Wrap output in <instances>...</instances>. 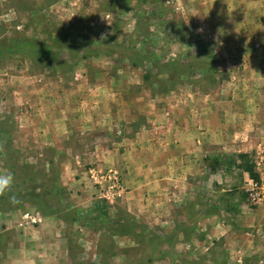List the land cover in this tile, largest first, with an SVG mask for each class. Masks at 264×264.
<instances>
[{"label": "rangeland", "instance_id": "obj_1", "mask_svg": "<svg viewBox=\"0 0 264 264\" xmlns=\"http://www.w3.org/2000/svg\"><path fill=\"white\" fill-rule=\"evenodd\" d=\"M239 5L0 0V264H264V201L242 189L264 126H237L247 151L206 169L191 143L208 144L217 108L264 112V64L243 76L264 30L233 43ZM109 169L123 188L103 197L90 170Z\"/></svg>", "mask_w": 264, "mask_h": 264}, {"label": "crops", "instance_id": "obj_2", "mask_svg": "<svg viewBox=\"0 0 264 264\" xmlns=\"http://www.w3.org/2000/svg\"><path fill=\"white\" fill-rule=\"evenodd\" d=\"M237 4H239V1H242V5L249 4L246 1L248 0H233ZM239 5V6H230L227 8L228 11H232L231 15H233L231 21H229L227 26L232 25V27H229L228 32L230 31V37H232L233 43H239L240 46H245L246 38L245 33H248L250 31H262L264 30V8L259 7V5L253 3V9H250L249 6L245 5ZM240 6H242V9H240ZM262 11V12H261ZM233 20V22H232ZM232 23V24H231ZM227 38L228 33H227ZM226 39V38H224ZM264 48V45L261 47ZM258 57L253 56V62L258 65L255 67V69H258L259 74H251L246 75L245 71L243 73V76L245 79L248 77L253 79L262 78L261 75V66L264 64V51L260 49V52H258ZM246 70H251L246 69ZM254 75L256 77H254ZM260 76V77H259ZM258 77V78H257ZM261 89H251L250 93L253 96H256L258 99L259 95H263ZM233 101V100H232ZM236 102V100H235ZM235 107V108H234ZM251 109V110H250ZM260 110V111H259ZM216 118L211 120L213 125L214 133L212 132L211 138L207 142H205L203 139L194 138L191 140V143L194 146L195 151H197V159L199 161V167L202 169L207 168V164L204 162L205 159L209 157H217L221 155L222 152L227 151H247L249 148V143L242 142L244 141L243 138H240V140H234L238 141L236 144L231 143V138H229V135L234 133L237 126L239 125H251V126H264L263 120H264V112H262V107L258 106H248L247 103H236L235 105L232 103L231 105H227L222 108H217L215 110ZM59 118V117H57ZM59 122V121H58ZM59 128V123L56 124ZM61 127V126H60ZM62 128V127H61ZM60 128V129H61ZM66 129L69 131L70 127L67 126ZM245 139V138H244ZM186 145V142L184 143ZM182 154L179 155V161L180 163H184V168L186 167L185 163L187 158V152L181 151ZM208 155V156H206ZM230 155V154H228ZM228 157V156H227ZM216 161V160H215ZM214 161V162H215ZM209 167V166H208ZM249 232L245 233V236H248ZM241 250L244 254H248L251 252V244H245V242L241 245Z\"/></svg>", "mask_w": 264, "mask_h": 264}, {"label": "built area", "instance_id": "obj_3", "mask_svg": "<svg viewBox=\"0 0 264 264\" xmlns=\"http://www.w3.org/2000/svg\"><path fill=\"white\" fill-rule=\"evenodd\" d=\"M253 159L258 175L253 177L247 171H244L242 189L248 203L256 205L264 201V150L260 149L253 156ZM90 173L103 197L109 194L117 195L123 188L118 173L113 169L101 172L90 170Z\"/></svg>", "mask_w": 264, "mask_h": 264}, {"label": "clouds", "instance_id": "obj_4", "mask_svg": "<svg viewBox=\"0 0 264 264\" xmlns=\"http://www.w3.org/2000/svg\"><path fill=\"white\" fill-rule=\"evenodd\" d=\"M12 184L13 176L11 173H0V195H4L6 192L11 191Z\"/></svg>", "mask_w": 264, "mask_h": 264}, {"label": "trees", "instance_id": "obj_5", "mask_svg": "<svg viewBox=\"0 0 264 264\" xmlns=\"http://www.w3.org/2000/svg\"><path fill=\"white\" fill-rule=\"evenodd\" d=\"M246 155L247 154L245 153H239L238 157L243 160V158H245ZM232 161H235V160L233 159ZM253 167L254 165L252 162L248 163L246 159L244 160V171H247L251 176L256 177L257 174L254 172Z\"/></svg>", "mask_w": 264, "mask_h": 264}]
</instances>
